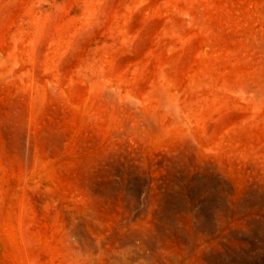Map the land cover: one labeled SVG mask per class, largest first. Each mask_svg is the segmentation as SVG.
Listing matches in <instances>:
<instances>
[{"label":"rangeland","instance_id":"374dc122","mask_svg":"<svg viewBox=\"0 0 264 264\" xmlns=\"http://www.w3.org/2000/svg\"><path fill=\"white\" fill-rule=\"evenodd\" d=\"M0 264H264V0H0Z\"/></svg>","mask_w":264,"mask_h":264}]
</instances>
